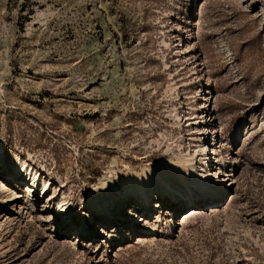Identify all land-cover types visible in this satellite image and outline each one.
Returning a JSON list of instances; mask_svg holds the SVG:
<instances>
[{"label": "rangeland", "instance_id": "1", "mask_svg": "<svg viewBox=\"0 0 264 264\" xmlns=\"http://www.w3.org/2000/svg\"><path fill=\"white\" fill-rule=\"evenodd\" d=\"M1 163L0 264H264V0H0Z\"/></svg>", "mask_w": 264, "mask_h": 264}, {"label": "bare ground", "instance_id": "2", "mask_svg": "<svg viewBox=\"0 0 264 264\" xmlns=\"http://www.w3.org/2000/svg\"><path fill=\"white\" fill-rule=\"evenodd\" d=\"M215 153V152H214ZM187 161H190V159H187ZM208 162H206L205 166H208ZM195 165L192 164L191 167H194ZM7 167L0 164V170L6 169ZM177 176L185 180V184L183 186H177L174 187L172 185H166L161 190L158 191L160 196H169L174 200H186L189 203H195L197 199H200V197H206L208 195L213 196L217 193H220V196L227 191V186L224 184L223 181H220L218 178L212 179L211 173H206L205 176L198 173L197 171L191 170L189 171H180L178 172ZM216 180V181H215ZM104 180H102L103 182ZM213 181H215L213 183ZM27 188V192L32 193L35 192L37 189V186L34 182H28L24 184ZM136 187L140 189V192L143 194V199L140 200L141 203L144 206H150L151 205V193L150 191L153 190V184L147 181L138 180L136 183ZM219 196V197H220ZM215 199V198H214ZM112 200V196L108 195V197L105 199V201L102 204H98L95 206V211H100L102 213L110 214L111 216L116 213L119 214L118 209L114 212L110 207H106L105 204L107 202H110ZM156 206V205H155ZM59 207H61L59 205ZM67 213H70L68 211Z\"/></svg>", "mask_w": 264, "mask_h": 264}]
</instances>
